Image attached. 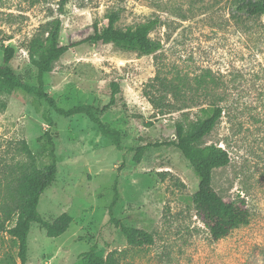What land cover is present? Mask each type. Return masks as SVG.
<instances>
[{
    "label": "rangeland",
    "instance_id": "1",
    "mask_svg": "<svg viewBox=\"0 0 264 264\" xmlns=\"http://www.w3.org/2000/svg\"><path fill=\"white\" fill-rule=\"evenodd\" d=\"M59 1L0 0V65L1 46L12 47L11 70L36 85L28 46L42 26L59 18V43L69 50L43 75L44 92L64 110L101 109L118 85L115 105L100 118L120 133L123 150L84 114L59 116L46 101L37 112L32 96L0 94V204L21 170H41L48 162L38 141L47 130L57 159L55 180L30 226L25 264H81L91 248L114 260L107 264H264V16L239 21L233 0H70L63 13ZM115 11L121 28L159 19L150 36L161 49L142 55L114 44L72 46L94 22L107 25ZM156 75L166 84L179 78L181 96L160 90ZM149 93L161 96L163 107L153 108ZM213 100L224 112L200 146H219L230 158L214 172L213 188L227 202L243 201L249 212L246 225L218 241L190 201L198 182L181 154L173 147L149 148L136 162L132 151L173 138L178 124L188 129L204 119L201 109ZM115 190L113 216L151 234V245H128L110 222ZM62 216L68 217L67 231L48 238L41 221ZM7 258L21 264L15 241L0 232V264Z\"/></svg>",
    "mask_w": 264,
    "mask_h": 264
},
{
    "label": "trees",
    "instance_id": "2",
    "mask_svg": "<svg viewBox=\"0 0 264 264\" xmlns=\"http://www.w3.org/2000/svg\"><path fill=\"white\" fill-rule=\"evenodd\" d=\"M70 0H60L58 11L63 13ZM234 16L239 21L264 16V0H233ZM120 13L112 12L107 17V25L100 26L94 22L91 25V33L72 46L82 43L91 44H114L123 51L138 52L142 55H153L161 49V43L152 39L151 32L159 25V19H149L144 23L125 28L118 27ZM61 21L56 18L41 27L40 33L32 38L28 46V54L31 65L37 71V84L29 85L15 76L11 70L15 50L9 46H1L3 62L0 65V94L19 92L33 97V104L37 112L40 111L41 101H46L48 107L59 116L72 117L84 114L94 123L101 135L111 140L112 144L119 151L123 150L120 143V133L113 128L106 126L101 121V116L113 107L116 103L115 95L119 90L118 85H112V94L108 104L101 109L93 106L81 105L68 110L58 107L56 101L44 92L43 75L48 73L54 62L59 60L68 50V46L59 43ZM164 93H173L174 96H181V80L178 83L167 82L159 75L153 79ZM201 81L198 85H201ZM146 94L149 104L153 108L163 107L161 96ZM193 101V98H190ZM201 107V106H198ZM206 117L198 119L189 124L188 129L178 124L175 128L173 138L163 142L148 143L144 146L132 148L135 152V161L139 162L143 151L149 148L173 147L189 163V166L197 178V191L191 196L190 201L203 224L207 228L213 241L227 237L232 230L239 226L246 225L249 221V212L243 201L227 202L213 188L214 172L226 167L229 162V154L221 147L211 145L201 147L200 143L207 137L218 124L224 112L219 101L213 100L201 109ZM43 119L47 125L52 126L53 121L46 112ZM41 144V154L47 159L41 170H21L13 178L8 188L7 201L0 204V232L6 233L12 238L17 246V258L21 264L27 262V237L30 226L38 220V204L41 195L52 185L57 172V159L55 146L51 131H46L38 138ZM118 192L115 190L113 202L109 209L110 222L115 225L126 239L128 245L142 247L153 243V236L144 230L127 227L120 220L113 216V208L118 202ZM8 226V224H12ZM67 216H62L54 222L41 221L48 238H56L64 234L69 227ZM8 264H16L12 258L6 259ZM109 257L104 259L103 255L96 248H91L83 254L81 264H107L113 263Z\"/></svg>",
    "mask_w": 264,
    "mask_h": 264
}]
</instances>
